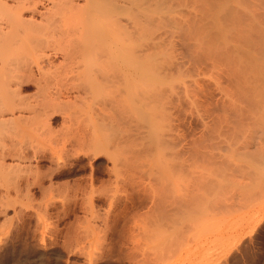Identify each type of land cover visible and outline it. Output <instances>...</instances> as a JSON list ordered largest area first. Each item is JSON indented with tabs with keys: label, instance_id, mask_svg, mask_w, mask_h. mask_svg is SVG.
<instances>
[{
	"label": "rangeland",
	"instance_id": "1",
	"mask_svg": "<svg viewBox=\"0 0 264 264\" xmlns=\"http://www.w3.org/2000/svg\"><path fill=\"white\" fill-rule=\"evenodd\" d=\"M120 1L117 0L118 4ZM128 1H124V4H129ZM143 1L164 3H160L164 11L155 15V18L157 17L159 22L166 20L164 22L167 23L162 22L166 27L162 24L159 28L155 27L145 45H139V49L142 47L140 52L136 50V54L140 55L143 50V53H153L161 47L160 52L163 51L165 58L161 55L164 60L160 57L163 62L162 65L159 63L157 72L160 69L158 74L164 84L159 88L155 86L154 80L150 85L152 87L154 84L151 89L158 88L161 99L156 102L145 91L137 89L145 86L149 89L150 82L147 84L134 81L130 85L131 97L127 93L122 94L119 89L122 86L125 88V84H114L115 79V83L120 81L117 78L122 79L118 72L101 75H105V80L109 82L98 76V80H102H99L101 83H111L110 87L106 84V91L102 87L105 84L100 83L103 93L99 89L100 86L98 87L100 84H89L88 81L84 84L85 80L82 82L83 79H80L83 85L77 86L80 81L76 80L79 78H69L74 85L81 87L78 90L75 86L81 95L87 93L84 98L77 96L78 92L74 90V86L69 85L71 81L64 78L69 81L68 86L63 87L66 80H61L64 83H60L58 88L63 87L60 90L62 93L63 90L70 92L62 94L64 97H61L64 98L62 100H68L67 105L66 102L65 106L61 105L64 102L59 99V106H63L64 111L61 108L62 111H58L57 107L52 109L54 112L52 111L53 115L51 119L49 117L48 122L53 128H48L52 136L53 132L59 134L58 131L65 126V119L62 122L61 117L69 112L68 118H64H67L72 126L76 124L74 127L70 125L72 131L70 127L68 131L66 129L69 123L64 128L67 133L78 131L75 135L81 137V140L77 138L80 142H76V139L72 141L73 138L69 136L64 138L67 142L69 137L72 142L64 144V151L57 145L59 152L65 153L64 156L60 154V160L57 153L55 157L52 151L55 148L54 138L56 144H59L62 135H59V139L58 135L50 137L51 134L47 133L48 136H41L46 131L42 121L40 124H31L34 125L33 131L29 130L31 125L28 132H17L9 128L10 131H16L14 135L17 137H31L29 141L22 138V142H35L37 147L34 143L31 144L34 147L29 148L31 145L21 142L16 146L25 149L27 156L17 159L8 155L3 161L6 166H15V163L20 162L21 166L31 167L30 171L28 170L31 175L29 184L27 183L30 185L28 193V181L14 177L12 173L15 171L8 172L0 168V189L10 185L17 188L13 190L10 186L9 192L4 189L0 192V264H264V66H261L264 62V45H258L264 43V0H238L239 5L237 0H231L233 4H237L232 6L230 0H211L213 3L216 1V5L210 0L208 4L203 0ZM143 1L138 0V5H144ZM78 2L87 3L85 0H74V4ZM223 2L230 4L224 5ZM121 4L124 10L125 5ZM209 4L213 7L210 8ZM220 4L224 5L221 10L226 9L223 11L225 13L219 10ZM150 5L153 7L152 3ZM168 5L170 9L173 7L175 10H169ZM245 5L250 6L249 11ZM253 6H256L254 10ZM202 7L207 14L202 11ZM227 9L234 14H230ZM171 12H174L175 20L172 18L173 14L170 16ZM213 13H219L220 16H213ZM125 14L127 15L124 13L123 17H128ZM166 15L168 16L164 17ZM228 16L240 19L241 22L233 17L237 23L233 20L234 25L246 26L250 23V28L243 26L242 30V26L238 27L236 31L240 29L243 38L241 35L238 37L233 29L228 32L226 30L229 36L227 33L224 35L227 36L224 44V36L220 33L222 31L216 27L222 22L225 26L227 23L229 25L231 19L226 20ZM189 20L194 21L196 25ZM255 21H258L259 26ZM127 22L130 23V19L126 20L128 26L125 28L131 29L132 23ZM118 23L121 24L119 21ZM250 31L253 34L248 33ZM194 33H199L200 36ZM212 37L214 38L211 39ZM257 38L259 41H256ZM253 39H256V42ZM236 42H239L236 44L239 47L237 50ZM212 43L215 46L212 47ZM151 46L154 48L152 52L149 48ZM208 46H211L210 49ZM244 46L250 48L242 50L245 49ZM219 47L221 49L216 50ZM199 48L203 50L199 51ZM48 53L53 57V62L58 64V60H62L60 53ZM56 54L59 58L58 55L56 58ZM254 59H258L256 62L260 64V69L262 67L261 70L251 67L250 60ZM131 75H135L137 80L135 73ZM95 86L101 90L99 95ZM91 87L97 92L94 94L97 96L93 97L94 92L93 96H89ZM72 89L77 94L74 95ZM110 95L115 99L114 105L111 104L113 101H110L111 103H108L112 108L101 109L103 104V107H109L105 100L107 102ZM72 102L77 106L69 107ZM149 112L152 118L148 115ZM14 113L19 114L18 110ZM25 113L27 114V111ZM144 116L151 119L150 122ZM95 119L102 122L100 125L105 128L101 129L102 126L92 122ZM105 121H109L111 125L109 122L108 125L105 124ZM44 122H47L46 119ZM91 122L98 128H94ZM80 123H83V127ZM89 124L92 126H88ZM37 125L44 126L42 131H45L41 133L39 127V133L37 130L34 132L35 128L38 129ZM2 128L0 127V136L12 137L13 132H10L8 127L3 128L6 132L9 131L7 135ZM63 130H60V133L63 134ZM91 130H94L92 134ZM30 131L37 132L36 136L39 134V137L36 138L33 134L26 136ZM70 133L68 135H71ZM83 136L87 139L82 140ZM92 136L96 139L94 142ZM43 139L47 141L44 142ZM64 140L60 143L63 144ZM82 141L86 145L83 146ZM7 144L5 146H8ZM55 158H58V161ZM65 172L67 174H64ZM18 180L21 187L13 186L18 184Z\"/></svg>",
	"mask_w": 264,
	"mask_h": 264
},
{
	"label": "bare ground",
	"instance_id": "2",
	"mask_svg": "<svg viewBox=\"0 0 264 264\" xmlns=\"http://www.w3.org/2000/svg\"><path fill=\"white\" fill-rule=\"evenodd\" d=\"M85 1H87V3L86 2H83V3L80 2L81 4H79V2H78V4H79L78 5L77 3L74 4V0H0V127H3V128L4 127H6V128L8 127L7 129L9 131H10V129L11 130L13 129V130H17V132H19L21 130H23L24 132L25 131L28 132V127L33 122H36V124H40V123L43 122L42 125H45L46 127H44V126L41 127V125H39V127L41 128L39 130V127L37 125V128L38 129L35 128L34 129V132L36 130L37 131L39 130L41 132L42 129H43V127H44V129L46 131L49 130V128H51V124L49 125V122H48L49 120L48 119H49V117L51 119V116L53 115V112L54 111L52 109H54V107L55 108L57 107L56 109H58V111H59L60 108L63 110V108H62L63 106H61V105L62 104L64 105L65 102H66L65 105H67V101L68 100H66V99L65 100H62L64 98H61V97L62 96L64 97V95H62V94L65 93V95H66V92H69V91H66L65 92L63 90V93H62V91H60V90H62L61 89L62 86L65 87V85H67V83L69 81H71L73 79H77V78H79V79L76 80L77 82L80 81V79H83L81 81L83 82L85 80L83 82L84 84L86 83V81H88L89 84H91V82H94L95 84L98 85V84L101 83V81H102L101 79L102 78L104 80L106 78L105 75L104 76H101V75H103L105 73L108 74L109 72L112 73V74L113 73H116V72L120 73V75L122 76V79H124L123 80L124 83L122 82V79L120 77V78H117V80H120V81H118V83H115V82H117L116 79H115L114 80V84H120V82H121L122 85L125 84L126 90H124L125 88L121 84L120 85L123 87V89H122V87H120L122 90L121 89H119V90H120V92L122 91L121 92L122 94H124V93L126 94L127 93L129 97H131L132 90L130 88V85L132 84V82H134V81H140V83L147 82V84L150 82L148 84L149 89H148L147 86H145L144 88L141 87V88H137V89H139V91L141 90L142 92L145 91V93H147L150 97H152V99L154 98V101L159 102V100L161 98L159 97L160 92H158L159 90H158L157 87L161 88L160 86H162V84H164L163 83L164 81L161 80V77L158 74V72L160 71V69H158V72H157V67L160 66V64H159L160 62H161V65H162V62L163 61L161 59H163L162 58V56H163L162 55L163 54L162 52L163 51L160 52L161 51V47H160V50L159 49L154 50L153 53H149V52L148 53L147 52L146 53H143L144 52V50H143L144 47H143L142 54L138 55V54H136V52H137L136 50H138V51L141 50L142 47L139 49V45L140 46H142L141 44H144L145 45V42L148 40V38H150L149 36L152 35L151 33L154 30V28L155 27L157 28L160 24H162V22L166 21V20H164V21L162 20V22H159V19L157 17H156L157 19L155 18V15H159V13H162L164 11V8L162 9L160 7V3L161 2L160 3L157 2L156 4H154L153 2H151L152 5H153V7H152L150 5L151 3L149 1H146L145 2L143 0H141V1L139 0V2H142L143 1V3H144V5H142L140 3L141 6H142L141 7L140 5H138V3H139L138 0L137 1L136 0H129V1L128 0H124V1H128L129 2V4H127V5L124 4V1L123 0H122L123 2H121L120 0H118V1H120L119 4H118L117 0H114L115 3L112 0L111 1L110 0H85ZM154 1H156V0H154ZM203 1L207 2V4L209 2V0L208 1L207 0H203ZM220 1L222 2V0H220ZM248 1H250V0H248ZM116 2H117V4H116ZM165 2H166V0H165ZM213 2H212V4L217 3L216 1H215V3H213ZM230 2L232 3L231 6L235 4V3L233 4V1H231V0H230ZM237 2H238V0L236 1V3ZM84 3H85V5H84ZM121 3H123V5H125L124 6V8H125L124 10H123V7H122V4ZM224 3L225 2H223L222 4H224ZM239 3H237V4L239 5ZM243 3H245V2H243ZM161 4H164V3H161ZM201 4H203V2ZM222 4H220V6L218 7L219 10H221V7L223 9V6L225 5V4L224 5H222ZM229 4H226V5H229ZM237 4H235V5H237ZM119 5H121V6H119ZM248 5H249V3H248ZM248 5H245V6H247V10H248V7L250 8V6H248ZM208 6H210V8L213 7L210 4ZM203 7H202V11H203ZM240 7H241V5H240ZM255 7L253 8V10L255 9ZM126 8L128 10H126ZM168 8H169V5H168ZM226 8H228V7H226ZM172 9H173V7H172ZM172 9L169 8V10H172ZM213 9H215V8H213ZM228 9H230V8H228ZM173 10H175V9H173ZM225 10L226 9L221 10V11L223 12ZM234 10L235 9L233 8V11ZM244 10H246V9L244 8ZM203 12L205 13V11H203ZM216 12H217V10H216ZM218 12L220 13V11H218ZM230 12H232V11L230 10L229 13ZM124 13H127L128 17H123L124 16ZM173 13L171 12L170 13V16ZM219 13H217L216 15L214 14L213 16H218ZM223 13H225V12H223ZM232 13L234 14V12H232ZM251 13H253V12H251ZM205 14H207V13H205ZM228 14H225V15H228ZM167 16L168 15H166L164 17H167ZM172 16H173L172 18H174V14ZM219 16H220V14H219ZM244 16L247 17L245 14H244ZM244 16H243V18H244ZM210 17L212 18V16H210ZM233 17H234L235 20H239L240 21L239 18L236 19L235 16H233ZM233 17H230L229 18V16H228L226 18V20L227 19H231L232 20V21L230 20L229 25L227 23L226 26L223 24V22H222V24L220 23V21L222 20L221 19L222 17L220 18V21H219V23H220L221 26L219 24L215 23L216 21H214V23L217 24V25H219V27L216 25L217 26L216 28H218V29L220 28L219 31H222L220 33H222L223 36L226 35V33L228 31H230V29H233V30H235V32H237L238 37H241L242 36L241 33L243 34V32H239L240 29H239V31H236V30L238 29L239 26H242V25H240V24L238 26L237 25H234L233 24V20H234ZM249 17H251V15ZM249 17H248V19L250 20L251 18H249ZM117 18H119V20ZM120 18H122L123 21ZM124 18H127L126 20H129L130 19V23H132V28L131 27H129V28H131L132 30L131 29H126L128 25H126V20ZM211 18H210V20H212V22H213V19H211ZM208 19H209V17H208ZM224 19H223V21H224ZM245 19H247V18H245ZM252 19H254V17ZM174 20H175V18H174ZM235 20H234V22L236 23ZM118 21L121 22V24H119ZM189 21H187V22L189 23ZM128 22H127V24H130ZM193 22L194 21H192V22L190 21V23H193ZM164 23H167V22H164ZM246 23L247 22H245V24ZM257 23H258V21H257ZM257 23L255 21V24H257ZM174 24H176V26H177L176 21H175ZM193 24H195V22ZM193 24H192V26H194ZM197 24H199V23H197ZM188 25L191 26L190 24H188ZM188 25L186 27H188ZM203 25H205V23H203ZM208 25H211V23H209ZM249 25H250V23H249ZM249 25L246 24V26H248V27H249ZM129 26H131V25H129ZM199 26H200V24H199ZM211 26H214V25H211ZM243 26H245V25H243ZM243 26L241 27L242 30H243ZM252 26H255V25H252ZM258 26H259V23H258ZM163 27L165 28L166 25L165 26L163 25ZM196 27H198V26H196ZM161 29H163V28L161 27ZM171 29H173V28H171ZM213 29L214 28H212V30ZM254 29H256V27ZM254 29H252L253 32H256ZM185 30H187V29H185ZM191 30H192V27H191ZM199 30H201V29H199ZM203 30H205V28ZM212 30H211V32H212ZM226 30H227V32H226ZM233 30H231V31H233ZM261 30H259V31H261ZM191 32L192 31H190V33ZM217 32H218V30H217ZM244 32H245V34H247L246 31H244ZM231 33H234V32H231ZM248 33H252V32L250 31ZM257 33H258V31H257ZM194 34L196 36H197V34L199 35V33H197V34L194 33ZM194 34H192V36H194ZM222 35L218 34V36H222ZM231 35L234 36V34H231ZM262 35H264V34H262ZM262 35H261V37H262ZM196 36H194V37H196ZM203 36H205V33H204ZM210 36H212V35H210ZM227 36H229V33H227ZM227 36H224L225 41L222 40V41H224L222 43L225 44V42L227 41V38H226ZM247 36H248L247 37V39H248L249 38V35H247ZM206 37H207V35H206ZM235 37H237V36H235ZM203 38H202V40H203ZM213 38L214 37H212L211 39H213ZM242 38H243V36H242ZM216 39H215V41H216ZM220 39H221V37H220ZM244 39H245V35H244ZM205 40H206V38H205ZM217 40H219V39H217ZM253 40L255 41L256 39H253ZM149 41H150V39H149ZM195 41H196V39H195ZM254 41H253V43H254ZM256 41H259L258 38H257ZM197 42H199V41H197ZM201 42L202 41H200V43ZM207 42H209V41L207 40ZM240 42L242 43V41H240ZM200 43H198V44L200 45ZM227 43H229V42H227ZM238 43L236 42L235 45L236 44L238 45ZM153 44L156 45L155 43H153ZM153 44H151V45L153 46ZM219 44H220V42H219ZM229 44H231V43H229ZM247 44H248V42H247ZM254 44L256 45L257 43H254ZM259 44H263L264 45V43H258V45ZM158 45H156V46H158ZM213 45L214 44L212 43V47H213ZM237 45H236V50H237V47H238ZM152 46L149 47V48H151V51L150 52L153 51L152 50V48H153ZM203 46H201V47H203ZM229 46H232V44L229 45ZM239 46H242V45H239ZM208 47L210 49L211 46H208ZM220 47H221V45H220ZM220 47L219 48H216V50L222 48V47L221 48ZM224 47H226V45ZM145 48H146V46H145ZM197 48H198V45H197ZM204 48H206V47L204 46ZM234 48H235V46H234ZM242 48H243V46H242ZM244 48H245V46H244ZM249 48L250 47L245 48V49H242V50H245L246 51ZM213 49H215V48H213ZM232 49L233 48L231 47V50ZM147 50H149V49H147ZM200 50H203V48H201V49L199 48V51ZM49 51H51V52L53 51L55 53H60L61 56H62V60H60V61H62V62H60L59 60H58V62H59L58 64L55 63V62H53V60H52L53 57L49 55V53H48ZM208 51H210V50H208ZM220 51H222V50H220ZM263 51H264V49H263ZM165 52L168 53L167 51H165ZM240 52H241V50H240ZM166 53H165V55H167ZM226 53H228V52L226 51ZM57 55L58 54H56V58H57ZM260 55H262V54H260ZM53 56H55V54ZM221 56H223V55H221ZM226 56H227V54H226ZM248 56H249V54H248ZM160 57H161V59H160ZM167 57L168 58L170 57L169 54H168ZM247 57H245V59ZM56 58H54V59H56ZM58 58H59V55H58ZM250 58H251V56H250ZM258 58H259V56H258ZM234 59H235V63H236V58H234ZM231 60L233 61V59H231ZM257 60L256 59L250 60V61H252V64L251 63H249V64H251L252 66L251 65L250 66L251 67H254V69L256 67H258L260 69V66H259L260 64L256 62ZM260 61H262V60L260 59ZM236 65L237 64H235V66ZM250 66H248V67H250ZM261 66L262 67L264 66V62L261 63ZM262 67H261V69H262ZM114 69L116 71H114ZM257 69H256V71H258ZM111 71H113V72H111ZM133 73L136 74L137 80L134 78L135 75H134V77H132L131 74H133ZM98 76H101L100 77L101 79H99L101 81L98 80V78H99ZM239 77H241V76H239ZM64 78H66V79L68 78L67 80H69V81H67ZM61 80H63V81L66 80L67 82L65 81V83H64ZM109 80H111V79H109ZM154 80L156 81L157 84L154 83ZM166 80H165V82H166ZM81 81L78 82V85L77 86H82L83 85V83ZM106 81H108V80H105V82ZM71 82H72V84H71ZM71 82L69 83V85H73L74 86V90H76L77 88H78V90L81 89V87L79 88L76 85H74L73 84V81H71ZM105 82H102L101 84L102 85L105 84L102 87H104V90L106 91V88H105L106 84H107V86L109 85V87H110L111 86V83L108 84L109 81L107 83H105ZM151 82H153L155 84V86H157L155 89H151L154 86V84H152V87L150 86L151 85ZM60 83L61 84L64 83V85H62V86H60L58 88V86L60 85ZM32 84H34V85H32ZM89 84H88V86H89ZM101 84L98 85V87L100 86L99 89L102 90ZM95 87L98 89L97 86H95ZM54 88H55V90H54ZM57 88H58V90H57ZM31 89L34 90V91L33 92H30V91H32ZM99 89H98V92L99 93H97V92H95V90L93 91V87H91V90L89 91V92H91V94H89V96L91 97V96H93L96 93L99 95L100 92H101V90H99ZM74 90L72 89L73 92H74ZM78 90H76L78 92V94L74 92V95L77 94V96L80 95L81 97H83V96L85 97L87 95V93H85L84 95L83 94L81 95ZM104 90H102L101 93H103ZM69 93H68V95H69ZM92 93H93V95H92ZM145 93H143V95ZM262 95H264V94H262ZM77 96H75V97H77ZM95 96H97V95H94L93 97H95ZM110 96H108V101L107 102L105 100V103L108 104L109 107L108 106L107 107H103V106H105L103 104L101 109H104L105 110L106 108L107 109L108 108L109 109L112 108V107H110V106H112V105H110V103H111L110 101H113L111 104L114 105V102H115L114 100L115 99H113V97L112 96L110 97ZM59 99H61V101L64 102V103H61L60 102L61 103L60 106H59V101H60ZM108 102H110V103H108ZM69 103L71 104V102H69ZM75 106H77V105H75L74 103L72 104V106L69 105V107H75ZM67 107L68 106H66V108ZM17 110H18L19 114H16L15 115L16 112L14 113V111H17ZM67 110L65 111L66 113H67ZM149 110H151V109H149ZM26 111H27V114L25 113ZM69 111H70V109H69ZM68 113H67V115L66 114H63V116L68 118V115H69ZM74 113H76V112H74ZM145 115H147V113ZM148 115H151V113L149 112ZM36 117H38L39 121H38V119ZM39 117H42V118H39ZM64 117H61V118H63L61 121L63 122V120L65 119L64 120L65 121V126H67V124L69 123V125L66 128L67 131H68L69 129H71L72 127H74V125L76 123L72 126V124L70 123V121L68 122L67 121V118H64ZM114 117H115V115H114ZM144 117H145V119L147 118L146 120L150 122L151 119H148L147 116H144ZM35 118L37 120H35ZM72 118H74V117H72ZM151 118H152V115H151ZM45 119H46L47 122H44ZM83 119H85V118H83ZM68 120H70V116H69V119ZM99 120H100V118H99ZM99 120H96L95 119L96 122L94 120L93 121L90 120V121L94 122L95 124L97 123V126H99L102 123V122H98ZM104 120L105 119H103V121ZM112 120H113V118H112ZM40 121H42V122H40ZM66 121H67V123H66ZM84 121H86V119ZM114 121H115V118H114ZM77 122H78V120H77ZM108 122H106L105 124L108 125ZM81 124H83V123H80V125ZM95 124H93V127L94 128L97 127ZM109 124H110V122H109ZM54 125H56V124H54ZM84 125H86V124H84ZM32 126H34V125H31L29 127L30 128L29 130H32L33 131L32 128H34V127H32ZM61 126H62V124H61ZM65 126H63L62 129H60V130L62 131ZM88 126H92V125L89 124ZM100 126H102V127H100L101 129L102 128L103 129L105 128V126H103V125H100ZM75 127H77V126H75ZM81 127H83V126L81 125ZM25 128L27 130H25ZM52 128H51V130H52ZM66 129L63 130V134L66 132ZM84 129H86V128L84 127ZM90 129H92V128H90ZM45 130H43V131H45ZM51 130L48 131L49 133L46 132V131L43 133V131H42L41 133H43L44 135L42 134L41 136H45L47 134L48 135L51 134L50 135V137H51L52 136ZM60 130L58 131L59 134H57L56 131H55L56 134L53 132V136L58 135V137L56 136L58 139L61 137V136L59 137V135H62L61 139L62 138L63 139L62 140L60 139V141H63L64 138L66 139L67 136H69L70 138H73L72 141H75V139L77 140L78 137H76L75 134L78 131H76V133L75 132L72 133L71 131L73 130V128L68 133L66 132L67 134L65 133V137H63L62 132L60 133ZM75 130H76V128H75ZM9 131L6 132L4 130V133L7 135V133H9ZM32 131L29 132L30 134L27 133L26 136L33 134V135H35L34 137H36V138L39 137V134H38V136H36L37 135L36 134L37 132L36 133H33ZM39 131H38V133H39ZM93 131L91 132V134L93 133ZM0 132H1V130H0ZM10 132H13V131H10ZM15 132L16 131H14L13 134L10 133V134H12V137L13 138L11 136H5V135L4 136H0V168L1 169H6V170H8V172H10V171L14 172L15 171L14 173L16 175L14 173H12L14 177H17L19 179L23 178L26 181H28L30 179L29 176H31L29 174L30 173L29 171H30V168H31L30 166L29 167L27 165L21 166L22 164L19 165L20 162L19 163L18 162L15 163L16 164L15 166H12V165L11 166H6L3 163V161L5 160V157L6 156L8 157V155L9 156L12 155V157H15V158L17 157V159H18V157L19 158L22 157V159H24L25 158V155L27 154V151L25 149H24L25 150L24 151L22 149V147L20 148L19 145H18V147L16 146L17 144H19V143L22 142L23 136H22V138L20 137V135L17 137L16 135H14V134H16ZM69 133L71 135H68ZM10 134H8V135H10ZM85 134H89V133L87 132ZM97 135H99V134H97ZM93 136L96 137L95 135H93ZM93 136H92V138H93L92 141L94 142V139L95 138ZM7 137H8V140H7L8 142L6 141ZM24 137H25V135H24ZM34 137L32 138L33 140H34ZM50 137H48V138H50ZM68 138H67V142L70 141V144H71L72 141L69 140ZM80 138L81 137H79L78 140H81ZM85 138L83 136L82 137V140H84ZM23 139H26V140L29 139L30 140L31 137L30 138H26L25 137ZM50 139H53V138H50ZM54 139H55V141H54L55 143H53V147H55V148H53L54 149L53 151H52V145L50 146V148H51V151L54 153L53 155L55 157L57 155V157L60 160L61 159V155L60 154H62L61 153L62 151L59 152L60 151V148L57 145H59L62 148L61 150L64 151V148H66L64 144H69V143H67L66 140H64L63 144H61L62 142L60 143V141L58 140L59 141V144L58 143L56 144V142H57L56 141V138H54ZM37 140H36V142H39L40 141V140L39 141H37ZM78 140L76 142H80ZM45 141H47V140H44V142ZM48 141H49V139H48ZM88 141H90V140L88 139ZM97 141H95V143ZM25 142L26 141H24V143ZM30 142H32V141H30ZM90 142H88V143H90ZM6 143H8L7 144L8 146H5ZM28 143L29 142H26V144H28ZM34 143L35 142H32L31 144H34ZM26 144H24V145H26ZM31 144H28V145H31ZM55 144H56V146H54ZM77 144H79V143H77ZM84 144L85 143L83 142V146H84ZM63 145H64V147H63ZM35 146L37 147L36 143H35ZM33 147H32V145L29 146V148H33ZM92 147H94V145H92ZM79 148H80V146H79ZM87 148H90V147H87ZM93 149H95V147ZM35 150H36V148H35ZM55 150H56V152H55ZM57 150H58V152H57ZM33 152H34V150H33ZM66 152H68V151L66 150ZM14 154L16 156H13ZM63 154L65 155V153H63ZM34 155H36V154H34ZM58 158H55L56 161H58ZM10 164H12V163H10ZM73 166H75V165H73ZM64 168H65V165H64ZM92 170H93V168H92ZM21 172H22V174H21ZM12 174H11V176H12ZM64 174H67V173L65 172ZM68 174H69V171H68ZM57 175H59V174H57ZM14 180H15V178H14ZM27 183L29 184V181L26 182V185H27L26 192L28 191V189H30V187H29L30 185H28ZM16 185L19 186V187H21L19 185V180H18V184L15 183V185H13V186H16ZM3 186H6V185H3ZM10 186L9 187L12 188V185H10ZM9 187L8 188H5V189L3 187L2 188L4 190H6L7 192H9V190H10ZM47 187L50 188V186H47ZM51 187H52V184H51ZM45 188L46 187H44L43 189H45ZM3 189H0V192ZM12 189L13 190H17V188L16 189L15 188H12ZM90 189H93V188H90ZM40 190H42V189H40ZM18 191H19V188H18ZM26 195H28V194H26ZM87 197H88V195H87ZM92 197H93V195H92ZM89 203H91V199H90V202Z\"/></svg>",
	"mask_w": 264,
	"mask_h": 264
}]
</instances>
